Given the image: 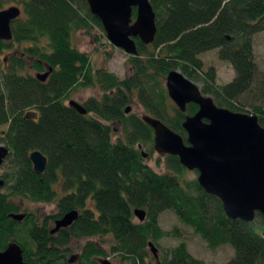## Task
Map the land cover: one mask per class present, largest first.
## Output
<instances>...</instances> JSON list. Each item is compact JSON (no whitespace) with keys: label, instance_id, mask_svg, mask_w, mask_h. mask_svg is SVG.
<instances>
[{"label":"trees","instance_id":"trees-1","mask_svg":"<svg viewBox=\"0 0 264 264\" xmlns=\"http://www.w3.org/2000/svg\"><path fill=\"white\" fill-rule=\"evenodd\" d=\"M149 1L156 16L155 40L144 45L136 39L139 54L131 58L136 73L121 81L107 71L94 72L89 56L72 44L74 34L88 28L105 33L86 0H0V11L21 7V16L12 23L13 39L0 40V53L19 46L7 69L0 71V126H7L1 141L13 165L5 176L9 193L0 194V214L19 211L8 197L55 202L59 218L79 212L77 220L59 232L60 248L72 240L109 236L111 254L128 264H150V241L175 233L163 232L158 224L163 212L172 211L211 248L232 247L235 256L227 264H264L262 216L257 213L252 223L227 218L218 198L206 194L196 179H185L188 172L178 157L167 156L165 173L153 171L138 146L154 150V132L138 116L125 114L136 91L143 108L186 142L182 124L198 107L190 104L180 112L160 87L161 80L178 69L202 82V94L212 96L216 106L242 113L234 103L251 88L257 73L252 38L264 31V0ZM212 50L232 65L235 78L229 84L217 85L213 68L198 74L199 55ZM27 60L38 73L52 70L45 82L27 72ZM88 87H98L102 96L84 103L88 114L83 116L69 101L74 90ZM33 109L39 113L36 120L27 118ZM248 114L257 116L264 127V108ZM115 123L122 125L127 143L113 140ZM33 151L47 158L43 174L33 170ZM135 209L146 212L144 222L135 217ZM9 229L0 225V250L17 238ZM54 253L41 246L30 264L44 263ZM108 255L88 242L78 264H100L102 260H96ZM159 264L205 263L181 243Z\"/></svg>","mask_w":264,"mask_h":264},{"label":"water","instance_id":"water-1","mask_svg":"<svg viewBox=\"0 0 264 264\" xmlns=\"http://www.w3.org/2000/svg\"><path fill=\"white\" fill-rule=\"evenodd\" d=\"M86 1L90 13L101 22L108 42L115 48L127 55L138 56L136 39L144 45L154 42L156 16L149 0ZM20 16L18 6L0 11V40L10 42L13 39L12 23ZM51 72L49 69L37 75V79L44 82ZM166 89L180 112L185 113L189 104L196 105L198 110L194 115L185 116L182 127L187 134L186 142L160 120L144 116L142 120L154 132V151L162 156L178 157L182 167L198 172L199 186L206 194L221 201L227 218L252 223L259 213L264 223V127L257 116L216 106L211 97L203 95L195 83L177 70L167 74ZM69 106L80 115L88 113L76 101H70ZM130 110L128 107L126 113ZM8 154V148L1 144L0 166ZM142 154L144 158L148 157L143 151ZM29 160L34 172L43 174L47 158L41 152L33 151ZM4 186L5 181L0 179V190ZM134 215L140 222L145 221L144 210L135 209ZM78 216L77 210L65 213L56 221L52 233L69 228ZM23 217L13 215L18 221ZM149 247L157 258L153 243L150 242ZM0 264H25L20 248L10 245L0 251ZM100 264L111 263L102 260Z\"/></svg>","mask_w":264,"mask_h":264},{"label":"rangeland","instance_id":"rangeland-1","mask_svg":"<svg viewBox=\"0 0 264 264\" xmlns=\"http://www.w3.org/2000/svg\"><path fill=\"white\" fill-rule=\"evenodd\" d=\"M14 1V0H12ZM12 4V3H11ZM15 5V4H13ZM18 6V5H17ZM20 7V6H18ZM21 8V7H20ZM23 15V14H22ZM72 44L80 52L86 53L91 62V66L94 72L107 71L115 75L119 80H127L134 77L136 70L131 64V58L123 51L112 46L105 33H102L97 27L88 28L74 34L72 38ZM253 57L257 66V73L254 78V82L251 88L241 95L239 99L235 100V103L242 113L248 114L252 112L254 108H264V31L253 36ZM19 46L15 44L12 49L4 50L0 53V71L3 72L7 69L9 59L15 55ZM202 62V71L199 75L204 74L210 68H213L216 75V84L224 86L229 84L235 78V71L231 64L221 61L218 58V50H212L205 52L198 57ZM30 60H27V72L35 77L38 72L31 68ZM181 72V70H177ZM182 73V72H181ZM200 89L203 88L202 82L189 78ZM161 88L166 89V80H161ZM102 96V91L98 87H88L82 89H76L71 93L70 101H76L82 105L90 98L99 99ZM209 96V95H208ZM212 98V96H209ZM171 103H173L170 100ZM174 104V103H173ZM131 107L130 114L138 116L140 119L145 115H150L140 104L138 98H136V91L133 99L127 105ZM7 126H0V145L4 144L1 139L6 131ZM114 131L113 140L115 142L121 141L127 143L126 135L122 130V125L116 123L112 125ZM5 145V144H4ZM148 157L146 158V164L156 173H165L167 156L157 154L152 146L142 148ZM11 159H6L0 166V177L6 176L12 172ZM185 174L186 180H197L198 172L188 171ZM9 190L7 187H3L0 190L1 195H7ZM15 200V199H14ZM17 201V200H16ZM22 203V211L33 213H49L58 214V210L54 203H36L29 199H23L19 201ZM136 221H138L136 219ZM158 224L163 232H174L173 235L165 236L158 242L150 241L153 243L156 249L157 258L152 254L150 248H148L150 264H159L165 255L169 254L171 250L181 243L185 244L189 254L196 260H200L205 264H227L235 256V252L229 245L220 246L217 248H211L205 240L197 235L194 230L184 225L178 217L172 211H165L159 216ZM110 237L104 238H90L72 240L68 245L60 248V256L65 259H60L58 264H78L82 247L88 242H94L103 247L108 253L107 258H98L96 261L108 260L111 264H128L123 262L118 255L110 253ZM68 250V251H67ZM71 263L68 261L71 260ZM158 259V260H157Z\"/></svg>","mask_w":264,"mask_h":264},{"label":"flooded vegetation","instance_id":"flooded-vegetation-1","mask_svg":"<svg viewBox=\"0 0 264 264\" xmlns=\"http://www.w3.org/2000/svg\"><path fill=\"white\" fill-rule=\"evenodd\" d=\"M130 57H137V56H130ZM133 68H134V66H133ZM44 73H38L37 75L44 74ZM37 75L35 76L36 79H37ZM165 80H166V78H165ZM121 81H124V80H121ZM128 107L129 106H127L126 109ZM130 112H131V110H130ZM130 112L126 113V110H125L126 115H129ZM28 113H30V115H27V118H30L33 120H36L38 115H39V113L36 109H33V110L29 111ZM145 116L152 117L151 115H145ZM139 146L142 147V145H139ZM139 146H138V148H139ZM139 150H142V149H139ZM0 179H3L5 181V184H6V177L5 176L0 177ZM21 200H23V199H20V200L15 199L14 200V198H11V197L6 198V201L8 203H13L15 205H19V211L18 212H12V213H9L6 215L0 214V218L5 219L2 223H0V225H4L6 227L8 226L10 228L8 231L10 233V235L15 233L17 235V238H11L7 242L6 247L0 251H4L10 245H17L21 250L23 262L25 264H30V263H32L31 260L34 259L33 255L39 250V248L41 246L46 247L47 249L52 248L53 251H55V253H54L55 255L53 254V258L52 259L48 258L46 262H50L52 260L54 262V264H58L59 263V256H60V254H59V252H60L59 232L61 230H59L55 233H52V230L55 228L56 221H58L60 218L57 217V214L33 213V212L22 211L23 210L22 209V203H19V201H21ZM13 215H23L24 217L22 220L18 221V220H15L13 218ZM29 255L31 256L30 260L25 261L24 257H27ZM46 262L44 261V263H38V264H45Z\"/></svg>","mask_w":264,"mask_h":264}]
</instances>
